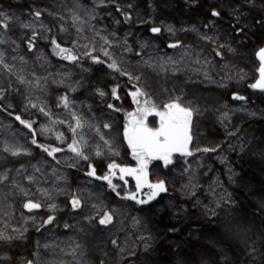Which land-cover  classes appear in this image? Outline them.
Masks as SVG:
<instances>
[{
  "label": "snow or ice",
  "instance_id": "obj_1",
  "mask_svg": "<svg viewBox=\"0 0 264 264\" xmlns=\"http://www.w3.org/2000/svg\"><path fill=\"white\" fill-rule=\"evenodd\" d=\"M108 4L115 5V11L123 15L124 23H129L132 20L131 13L125 10L126 8L133 9L132 3L122 6L119 0H107V3L106 0H93V5L89 9L81 4L80 0H73L72 6L68 8V17L66 18L64 15L57 17L60 22L59 32L53 34V29L41 22L46 9L33 5L29 7L27 14L0 9V46H7L11 52H18L21 45L9 35V33L15 34V30L18 28L20 30L18 39L25 44L27 54L35 53V61L42 65H50L51 61L47 53L39 49L40 40L46 42V48L50 45L53 56L80 67L81 72L89 71V68L83 67L82 61H90V66L105 65L110 70V75L119 73L120 77H127V83L132 86V90L127 92V96L131 97V102L135 106L131 112L124 110L122 106L107 101L109 96L112 101L123 99L120 94L121 85L119 82L115 83L110 91L104 87L93 89V98H98L101 103L106 104L107 109L111 112L124 111L122 141L119 140V131L115 135L111 134L112 123H96L95 121L99 118L95 116L85 118L83 112L77 110L76 102L70 99L68 94L57 97L56 107L63 108L70 119L67 121L60 118L54 119L51 108L39 95L34 96L32 91L33 89H41L46 95L47 90L42 88L41 81L43 80L46 84L48 77H39L32 73L33 79H27L23 68H17V61L21 66L28 63L25 56L13 55L9 61L7 59L8 52L3 47H0V80L3 81L0 83V111L8 112L10 116L13 115L9 111L14 107L11 98L13 94L20 96L23 102V112L34 110L32 114H36L38 117L42 116L48 121L47 124H41L37 130L35 128L36 120L24 119L19 114L14 116V119L28 130L31 145L39 149L41 153L46 154L47 157L55 160L57 165L60 164L57 153H71L70 160L72 162L68 164V167L76 168L80 161L86 162L85 175L87 177L105 182L111 191L120 197V200L131 201L134 202V205L141 206L132 210L142 213V215H132L130 218L132 227L142 234L136 236L138 243H131L127 235H125L123 242L119 239L118 232L121 229L112 230L116 227L114 220L117 217H125L130 214L126 204H121L116 208L109 207L103 200L91 204L90 211L84 216V219L101 233L102 238L103 234L107 233V239L104 240L105 247L97 248V251L101 253L99 264H157V260L153 256V244L157 237L153 235L148 222L160 209L154 210L152 202L161 194H167L170 185L175 186L177 177L170 175V173L177 167L183 169L179 174L180 179L187 176V182L181 185L180 192L193 197V207L200 210L207 225L211 228L208 237L211 241V247L216 248L217 245H222L216 252L201 255L199 264H264V222L259 229H253L248 223L242 222L230 210L234 201L231 194L224 191L222 185L220 186V193H217L211 184L209 185L208 191L211 192L212 199L208 203L205 204L197 198L199 185L187 158L194 156L190 146L196 143L193 140L194 116L199 114V109L193 108L190 101L186 104L183 95L169 94L167 100H158L156 94L148 90L150 85L140 83L142 77L134 75L125 67L127 61L123 54L134 52L133 46L128 41V36L132 33L126 32L121 39L116 30L109 31L106 27L97 28L91 23L97 19L96 9L106 8ZM185 4L191 9L199 5V0H185ZM151 6L149 4V7ZM48 15L52 16L53 12L48 11ZM108 15L111 16L112 13L109 12ZM67 19L71 20V28L75 29V38H70L69 28L66 27ZM221 21L227 23L228 27L225 28L220 23ZM114 23L119 25L121 21L117 19ZM37 25H39V30ZM202 28L206 31H201L196 25H192L191 28H182L180 31L185 33L191 31L206 46H211L210 52L203 58H201L200 52L196 53L195 63L202 65L205 80L212 79L210 72L220 75V80L215 81L220 87H227L224 81L231 80L234 76H238L240 79L244 78L242 73H234L235 66L231 61L239 53L240 47L246 46L252 36L257 32L260 33V46L255 52L260 62L259 79L250 84L249 87L264 92V0H219L218 4L208 6ZM150 32L153 37H158L164 32L170 33L171 37H176L177 29L170 24L164 27L153 25ZM85 33H90V35ZM65 36H68L69 39H65ZM68 43L72 46H63ZM137 43L140 51L134 54L139 56L144 64L152 67L151 56L148 57V60L143 59L144 52L150 47V43L139 40ZM167 46L171 49H184L185 55L191 49V45L183 43L179 38L168 43ZM115 49H122V51L117 54ZM171 59L169 57V60ZM57 75L61 78L59 80L53 78V83L66 87L67 92H76L79 87H83L80 81H76L74 84L71 82L72 73L70 71L63 74L57 73ZM5 77L7 78L5 79ZM112 79L117 80V77L113 75ZM65 81L68 83L66 84ZM232 99L234 101H246V97L235 93ZM5 101L7 103H4ZM80 107L81 109L84 107L82 102ZM87 107L91 111V105ZM249 115H255V113H249ZM226 116V113L222 114L221 122ZM110 119L111 117H109ZM57 125H64L68 129L71 133V142L63 132L56 131ZM85 128H88L93 136L86 137L83 131ZM49 134H54L57 146L39 142L38 137L42 136L47 140L50 138ZM229 135H235V133H229ZM123 143L127 144V149L135 161V167L121 165L113 159V157L120 156ZM65 144L67 145L66 148L63 147ZM230 147L232 146L230 145ZM233 150L235 149L233 148ZM240 150L241 152L245 150V144L240 145ZM248 150L258 154L261 160H264V137L259 141H254ZM0 151L12 157L32 156V151L27 146L9 143L8 141H4ZM195 151L208 153L215 152L216 148L209 146L201 149L197 146ZM93 158L108 161L103 175L98 173ZM221 159L223 158L221 157ZM153 162L158 163L154 164ZM45 166L46 161L43 160L31 165V174L25 175L29 185L39 184L41 177L47 175ZM153 169L156 173L162 174L163 178H157L154 182L151 181L149 172ZM165 169L167 170L166 173L164 172ZM12 171V169L5 167L4 171L0 172V185H6L10 178L12 182L10 191L4 194V200L7 201L9 195H19L26 198V202L23 203L24 209L29 212L40 209L42 207L41 202L39 200L34 202L30 198L28 188L16 179L17 176L26 173L24 165L15 169V175L10 176ZM51 176L56 177L57 181L53 183L52 189L37 188L50 213L46 220L41 221L40 227L50 225L56 220L54 213L59 210V206L53 202L52 191L71 195V199L67 202L71 209L74 212L80 210L82 213L83 211L81 196L78 193H66L65 189L61 188L58 183L61 180L66 183L67 178L59 175L56 168L52 169ZM129 177L135 181L134 190H129V180L127 179ZM114 178L122 181L123 184L113 183ZM229 180H231V176ZM118 188L124 190L122 196L117 191ZM145 189L147 192L144 191ZM168 207L172 210V219L179 222L187 218V210L182 205H176L170 199ZM226 208L229 210L226 211ZM0 215L6 217L2 220L3 227H0V248L4 249L0 251V264H14L9 251L16 241L25 239L24 234L27 228L13 227L12 215L6 208L0 212ZM255 215L264 217V199L257 202ZM21 218L33 219L23 216ZM33 223H35L34 219ZM120 223L122 226L123 220ZM68 227L69 225L66 223L65 228ZM167 231L175 233L180 229L173 226L169 227ZM143 233H147V235ZM107 240H110L111 248L107 247ZM37 247H39V242ZM80 247L79 244L75 245L77 249ZM141 247L142 251L140 250ZM33 255L39 257V252ZM241 256L243 260L240 259ZM20 264H40V262L39 260H25L20 257ZM176 264H193V260L187 255L177 253Z\"/></svg>",
  "mask_w": 264,
  "mask_h": 264
},
{
  "label": "trees",
  "instance_id": "obj_2",
  "mask_svg": "<svg viewBox=\"0 0 264 264\" xmlns=\"http://www.w3.org/2000/svg\"><path fill=\"white\" fill-rule=\"evenodd\" d=\"M72 3L73 0H0V9L15 11L18 14L21 12L27 14L29 7L33 5L46 9L41 22L51 27L54 34L59 32L60 27L57 17L64 15L67 18L69 15L68 8L72 6ZM80 3L91 9L93 0H80ZM119 3L122 6H126L127 3L134 5L133 9H125L132 15V20L129 23L123 22V15L116 13L114 4H108L106 8H97V19L91 23L97 28L106 27L109 31L116 30L121 39L126 32L132 33L128 36V41L133 46L134 52L123 54L127 61L125 67L134 75H140L142 77L140 83L150 85L148 90L155 93L158 100H167L169 94L183 95L186 104L190 101L193 108L199 109V114L194 116L193 140L196 143L190 146L194 156L187 158L199 185L197 198L205 204L208 203L212 199L211 192L208 191L209 185L211 184L217 193H220V186L222 185L224 191L230 193L234 201L230 210L242 222L248 223L253 229H259L264 222V217L256 216L255 212L257 202L264 199V160H261L258 154H254L248 149L254 141H259L264 137V92L249 87L250 84L259 79L260 62L255 52L260 46V33L257 32L252 36L246 46L240 47L239 53L231 61L235 66L234 73L240 72L244 78L240 79L238 76H234L233 79L224 81L227 87H220L215 82L220 80V75L210 72L212 79L205 80L202 65L195 63L196 53L200 52L201 58H203V56L208 55L211 46H206L191 31L187 33L180 31L182 28H191L192 25H196L201 31H206L202 28V24L207 15L208 6L218 4L219 0H199V5L191 9L185 4V0H119ZM149 4L152 6L149 7ZM48 11L53 12V15L49 16ZM109 12L112 13L111 16L108 15ZM117 19L121 21L119 25L114 23ZM220 23L225 28L228 27L224 21ZM168 24L177 29L176 37H171L168 32L153 37L150 32L153 25L164 27ZM66 27L69 28L70 38H75V29L71 28L70 19H67ZM37 29L39 30V25H37ZM19 34L18 28L15 30V34L9 33L21 45L18 52H11L7 46L0 47L7 50L9 61L13 55L25 56L28 63L21 66L17 61V68H23L27 79H33L32 73L39 77H48L46 84L43 80L41 81L42 88L47 90L46 95L41 89H33L32 91L34 96L39 95L51 108L54 113L53 118L66 121L70 119L63 108L56 107L57 97L68 94L70 99L76 102L77 110L82 111L85 118L95 116L99 118L95 121L96 123H112L111 134L115 135L119 131V140L122 141L124 111L111 112L107 109L106 104L101 103L98 98H93V89L104 87L110 91L111 87L119 82L121 85L120 94L123 99L112 101L109 96L107 101L122 106L124 110L131 112L135 106L131 102V97L127 96V92L132 90L131 84L127 83V77H120L119 73L110 75V70L105 65L90 66V61H82L83 67L89 68V71L81 72L80 67L53 56L50 45L46 48V42L40 40L39 49L45 51L51 61L50 65H42L35 61V53L27 54L25 44L18 39ZM85 34L90 35V33ZM176 38L191 45L187 55L184 54V49L168 48V43L174 42ZM65 39H69V37L65 36ZM138 40L150 43V47L144 52L143 59L148 60V57L151 56L152 67L144 64L141 58L134 54L140 51ZM63 46L71 47L72 45L68 43ZM121 51L122 49H115L117 54ZM169 57L172 59L169 60ZM69 71L72 73L71 82L73 84L76 81L83 84V87H79L76 92H67L66 87L53 83V78L56 80L61 78L57 73L63 74ZM113 75L117 77V80L112 79ZM13 80H15L14 77ZM0 83L3 81L0 80ZM65 83L67 84L68 81ZM234 93L246 97V101H234L232 99ZM11 99L14 107L9 111L13 115L10 116L8 112L0 111V149H2L4 141L18 143L31 149L32 156L12 157L0 151V172H3L4 168L7 167L13 170L10 176L15 175V169L24 165L26 173L17 176L16 179L28 188L30 198L34 202L39 200L42 204L40 209L29 212L23 208L26 198L22 196L9 195L7 201L4 200V194L11 189V178L6 182V185H0V212L6 208L12 215L13 227L27 228L24 234L25 239L16 241L9 251L14 264H20V257L25 260H39L40 264H99L101 253L97 251V248L105 247L104 240L107 239V233L105 232L102 238L101 233L89 225L84 216L89 213L92 203H98L101 200L112 208L119 207L121 204L128 206L130 214L125 217H117L114 220L116 227L112 230L121 229L118 236L122 242L127 235L129 242L138 243L136 236L142 233L137 232L132 227L130 217L142 215V213L132 210L141 206L134 205V202L131 201L120 200V197L112 192L105 182L87 177L85 175L86 162L80 161L76 168L68 167V164L72 162L70 160L71 153H57V159L60 160V164L57 165L55 160L47 157L46 154L41 153L39 149L31 145L28 130L16 121L14 116L19 114L24 119L36 120L35 128L37 130L41 124H47L48 121L42 116L38 117L36 114H32L34 110L23 112V102L20 96L13 94ZM81 102L84 105L82 109L80 107ZM88 105H91V111L88 110ZM223 113H226L227 116L221 122ZM249 113H255V115H249ZM109 117H111L110 120ZM56 131L63 132L71 142V133L64 125H57ZM83 131L86 137L93 136L88 128ZM229 133H235V135H229ZM49 137L46 140L41 136L38 137V140L41 143L57 146L54 134H49ZM242 143L245 144L243 152L240 150ZM197 146L201 149L212 146L216 148V151L196 152ZM63 147L66 148L67 145L65 144ZM120 151V156L113 157V159L121 165L135 166V161L132 159L126 143L122 144ZM93 159L97 165L98 173L103 175L108 161ZM41 160L46 161L45 171L47 175L41 177L39 184L29 185L25 175L31 174V165ZM53 168L57 169L59 175L67 178L66 183L63 180L58 181L60 187L65 189L66 193H78L81 196L83 211L82 213L80 210L74 212L71 209L70 204L67 203L71 199V195L52 191L53 202L59 206V210L54 213L56 220L50 225L40 227L41 221L46 220L50 213L37 188H53V183L57 182L56 177L51 176ZM182 170L181 167H177L170 173V175L177 177L175 186L170 185L167 194H161L152 202L154 210L160 209L148 222L153 235L157 237L153 244V256L157 260V264H176L177 253L187 255L193 260V264H199L201 255L216 252L222 247V245H217L216 248L211 247V241L208 239L211 232L210 226L207 225L200 210L193 207V197L180 192L181 185L187 182V176L183 179L179 178ZM164 172L166 173L167 170L165 169ZM230 176L231 180H229ZM149 177L154 182L157 178H163V175L156 173L153 169L149 172ZM113 183L123 184L116 178L113 179ZM128 187L131 190L130 180ZM117 191L121 193V196L124 194L122 188H118ZM170 199L174 204L182 205L187 210L186 219L179 222L172 219V210L168 207ZM225 210L229 209L226 208ZM22 216L24 218L32 217L35 223H33V219H22ZM3 219L6 217L0 215V227H3ZM121 220H123L122 226ZM66 223L69 225L68 228H65ZM173 226L178 227L180 231L168 232L167 229ZM143 234L147 235V233ZM38 242L39 247H37ZM77 244L81 246L79 249L75 248ZM107 247L111 248L110 240H107ZM3 250L0 248V251ZM140 250L142 251V247ZM37 252H39V257L33 255ZM240 259L243 260V257L241 256Z\"/></svg>",
  "mask_w": 264,
  "mask_h": 264
},
{
  "label": "rangeland",
  "instance_id": "obj_3",
  "mask_svg": "<svg viewBox=\"0 0 264 264\" xmlns=\"http://www.w3.org/2000/svg\"><path fill=\"white\" fill-rule=\"evenodd\" d=\"M150 119H151V118H150ZM133 167H135V166H133ZM127 179L131 181V184H132V188H131V190H134V189H135V181L132 180L130 177L127 178ZM144 191L147 192V189H145Z\"/></svg>",
  "mask_w": 264,
  "mask_h": 264
},
{
  "label": "water",
  "instance_id": "obj_4",
  "mask_svg": "<svg viewBox=\"0 0 264 264\" xmlns=\"http://www.w3.org/2000/svg\"><path fill=\"white\" fill-rule=\"evenodd\" d=\"M256 90H259V89H256Z\"/></svg>",
  "mask_w": 264,
  "mask_h": 264
}]
</instances>
